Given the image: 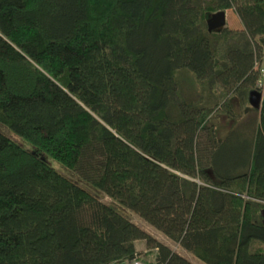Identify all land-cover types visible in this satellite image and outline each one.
<instances>
[{"label": "trees", "instance_id": "obj_1", "mask_svg": "<svg viewBox=\"0 0 264 264\" xmlns=\"http://www.w3.org/2000/svg\"><path fill=\"white\" fill-rule=\"evenodd\" d=\"M263 59L264 0H0V264H264Z\"/></svg>", "mask_w": 264, "mask_h": 264}, {"label": "rangeland", "instance_id": "obj_2", "mask_svg": "<svg viewBox=\"0 0 264 264\" xmlns=\"http://www.w3.org/2000/svg\"><path fill=\"white\" fill-rule=\"evenodd\" d=\"M226 14V27L230 30H241V26L239 23L238 18L236 17V15L233 13L232 10H226L225 11ZM261 68H263L264 70V59L261 62ZM182 79H181V84L184 86V89L186 88V90L189 87V80H187V78L184 77V75H181ZM189 92V91H188ZM193 94V92H192ZM232 105L234 107V109L236 110V112H238V108L236 106V102L232 100ZM257 105V100L256 103H254V106ZM220 113V112H217ZM222 114V113H221ZM220 124L222 123V125H225L224 123V117L220 116ZM2 131H4L7 135L8 133L6 132L5 129H2ZM11 138H13L16 142H18L21 146H23L25 149H29V146L25 145L23 142H21V140H19L17 137H13L11 136ZM51 166H53L54 168H56L57 170H60L61 173L65 174L66 176H68L69 174L64 172L57 163L55 162H50ZM104 202H109V200L107 198H105L103 200ZM134 218V217H133ZM133 220H135L138 224H142V226L144 225V223H141L138 218H134ZM152 237L154 239H156L158 242L163 243L164 245H166L167 247H169L173 252L177 253L178 255H180L181 257L187 259L189 262H191L192 264H203L202 262L196 260L195 258H193V256L191 254H189L188 252H186L185 250H183L178 244L173 243L169 240H167L166 238H164L163 236H161L160 234H158L157 232L153 231V230H149ZM138 251L141 250L140 247H138L137 249Z\"/></svg>", "mask_w": 264, "mask_h": 264}, {"label": "water", "instance_id": "obj_3", "mask_svg": "<svg viewBox=\"0 0 264 264\" xmlns=\"http://www.w3.org/2000/svg\"><path fill=\"white\" fill-rule=\"evenodd\" d=\"M206 26L208 32H219L226 26V14L225 11H218L212 13L206 18ZM257 97V95H254ZM252 102V101H251ZM264 215V211H263Z\"/></svg>", "mask_w": 264, "mask_h": 264}, {"label": "crops", "instance_id": "obj_4", "mask_svg": "<svg viewBox=\"0 0 264 264\" xmlns=\"http://www.w3.org/2000/svg\"><path fill=\"white\" fill-rule=\"evenodd\" d=\"M134 218H138L137 216H133ZM133 218V219H134ZM139 219V218H138ZM140 220V219H139ZM137 225H139L146 233H148L149 235H151L150 231L149 230H153L155 231L152 227L148 226L146 223H144L142 220L140 221L141 223H144V225L142 226V224H138L135 220H133ZM156 232V231H155ZM158 233V232H157ZM160 234V233H158ZM161 235V234H160ZM152 236V235H151ZM163 236V235H161ZM164 237V236H163ZM166 238V237H164ZM167 239V238H166ZM168 240V239H167ZM170 241V240H169ZM138 247H140L141 250H137ZM135 249H136V252L137 253H144L146 251V246H145V243L144 241H136L135 242Z\"/></svg>", "mask_w": 264, "mask_h": 264}, {"label": "built area", "instance_id": "obj_5", "mask_svg": "<svg viewBox=\"0 0 264 264\" xmlns=\"http://www.w3.org/2000/svg\"><path fill=\"white\" fill-rule=\"evenodd\" d=\"M130 264H142L141 262H138V261H133L132 263Z\"/></svg>", "mask_w": 264, "mask_h": 264}]
</instances>
